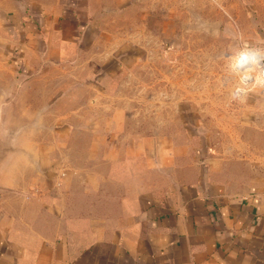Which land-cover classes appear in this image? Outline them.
I'll use <instances>...</instances> for the list:
<instances>
[{
	"label": "rangeland",
	"instance_id": "obj_1",
	"mask_svg": "<svg viewBox=\"0 0 264 264\" xmlns=\"http://www.w3.org/2000/svg\"><path fill=\"white\" fill-rule=\"evenodd\" d=\"M32 1L0 0V161L8 150L26 147L39 166L21 167L26 184L0 189L14 207H23V194L42 193L52 212L59 194L81 196L85 185L78 180L102 175L103 170L94 166L106 144L137 139L148 149L155 130L160 145L169 138L180 148L176 156L187 154L182 150L189 141L196 139L198 144L199 132L212 147L230 137L237 144L246 139L264 143V88L254 80L259 69L249 73L244 62L236 67L240 75L230 69L241 50L264 51V0H83L79 13L92 20L96 44L87 41L90 46L81 45L78 52L68 46L60 63L54 39L46 43L44 33L58 4H29ZM95 49L108 54L106 65L111 67L125 55L127 65H139L133 85L126 81L128 85L116 93L130 100L121 105L126 112L139 115L136 123L141 129L136 134L134 126L129 128L134 122L127 120L122 121L126 134H93L97 126L91 116L88 121L87 111L92 109L86 103L92 93L85 81L86 60H92ZM76 78L79 87L71 88ZM241 95L242 99L234 98ZM147 153L142 154L144 160L155 158ZM89 164L91 168H85ZM183 174L181 169L167 179L183 181ZM30 208L41 209L33 200Z\"/></svg>",
	"mask_w": 264,
	"mask_h": 264
},
{
	"label": "crops",
	"instance_id": "obj_2",
	"mask_svg": "<svg viewBox=\"0 0 264 264\" xmlns=\"http://www.w3.org/2000/svg\"><path fill=\"white\" fill-rule=\"evenodd\" d=\"M81 1L29 3L58 4L54 24L44 30L46 43L55 41L58 63L68 46L78 52L81 45L96 44L92 20L79 13ZM93 3L84 0V4ZM95 50L92 60H86L85 81L92 93L86 103L92 109L87 111L88 121L93 118L97 126L93 134H126L127 127H122L126 120L134 122L129 128L134 126L136 134L141 129L136 123L139 115L126 112L121 105L130 100L116 93L127 82L133 85L139 65L132 61V66L127 65L125 55L118 66L111 67L106 65L108 54ZM75 69L71 70L79 72ZM79 81H72L71 88H78ZM151 135L148 149L137 139L119 146L106 144L94 166L103 170L102 175L78 180L85 185L81 196L59 194L52 212L42 193L23 194L19 208L1 194L0 264H264V143L246 139L237 144L230 137L212 147L199 132L195 134L198 144L196 139L189 141L182 150L187 154L176 156L180 148L174 141L168 138L160 145L157 130ZM15 150L2 154L0 189L26 184L27 178L20 174L24 165L39 167L31 160L32 149ZM145 152L154 153L155 158L144 160ZM181 169L183 181L169 182L167 176ZM32 200L40 210L31 211ZM45 218L52 222L46 223Z\"/></svg>",
	"mask_w": 264,
	"mask_h": 264
},
{
	"label": "clouds",
	"instance_id": "obj_3",
	"mask_svg": "<svg viewBox=\"0 0 264 264\" xmlns=\"http://www.w3.org/2000/svg\"><path fill=\"white\" fill-rule=\"evenodd\" d=\"M261 58H264V51L259 49H251V48L243 49L236 54L235 59L232 61L230 65V69L234 74L240 75L239 73H236V67L240 65L242 62L248 65L247 71L249 73L259 69L258 74L254 77L255 84L259 88H264V65L260 64ZM238 91L241 94H244L245 92L243 88H240ZM234 98L242 99V95Z\"/></svg>",
	"mask_w": 264,
	"mask_h": 264
}]
</instances>
